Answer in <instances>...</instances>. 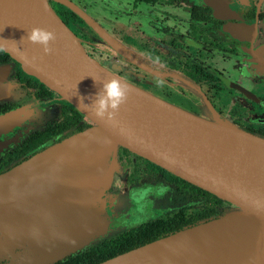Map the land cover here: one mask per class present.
<instances>
[{"label": "water", "instance_id": "95a60500", "mask_svg": "<svg viewBox=\"0 0 264 264\" xmlns=\"http://www.w3.org/2000/svg\"><path fill=\"white\" fill-rule=\"evenodd\" d=\"M32 28L55 34L51 52L28 41ZM0 48L94 124L0 175V262L25 249L21 264H52L87 245L108 224L106 192L124 148L230 206L215 220L100 264H264V139L111 73L86 54L49 0H0ZM111 78L128 86L127 99L112 120H101L87 98Z\"/></svg>", "mask_w": 264, "mask_h": 264}, {"label": "flooded vegetation", "instance_id": "af4514ba", "mask_svg": "<svg viewBox=\"0 0 264 264\" xmlns=\"http://www.w3.org/2000/svg\"><path fill=\"white\" fill-rule=\"evenodd\" d=\"M86 54L199 117L264 139V0H49ZM0 175L93 122L0 48ZM11 117V119L9 118ZM108 224L52 264H100L221 217L229 204L124 148ZM28 253L18 249L11 261Z\"/></svg>", "mask_w": 264, "mask_h": 264}, {"label": "clouds", "instance_id": "9594fccd", "mask_svg": "<svg viewBox=\"0 0 264 264\" xmlns=\"http://www.w3.org/2000/svg\"><path fill=\"white\" fill-rule=\"evenodd\" d=\"M23 39V38H22ZM27 39L39 45L45 54L52 51L50 44L55 40V34L47 29L32 28L27 34ZM94 85L96 81L93 79ZM128 86L118 78L108 79L100 84L99 89L87 98L88 107L93 115L101 120H112L120 106L126 101ZM85 97L78 96L79 102H84Z\"/></svg>", "mask_w": 264, "mask_h": 264}]
</instances>
